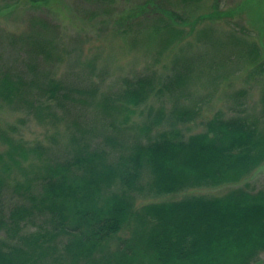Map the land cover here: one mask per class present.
<instances>
[{
	"label": "trees",
	"instance_id": "16d2710c",
	"mask_svg": "<svg viewBox=\"0 0 264 264\" xmlns=\"http://www.w3.org/2000/svg\"><path fill=\"white\" fill-rule=\"evenodd\" d=\"M1 1L7 24L0 25V110L51 134L32 142L18 124L0 122V264L257 262L264 253V184L255 189L241 182L264 164V108L250 112L247 90L236 91L232 107L217 109L201 131L185 136L180 126L203 109L199 101L180 99L202 76L194 58L177 56L165 80L154 71L138 73L114 89L97 81V59L85 56L84 41L76 39L75 50L43 11L23 15L18 0ZM13 18L22 24L8 27ZM132 24L121 31L131 46L148 41L129 34L140 32ZM153 24L150 32L160 36L154 58L161 61L183 31L167 15ZM203 32L210 36L203 27L198 40L211 43ZM246 44L254 80L259 67L264 71L262 47ZM63 63L72 71L58 77ZM157 93L172 106L149 104ZM160 126L165 129L156 131ZM225 184L232 188L223 194L138 205L150 195Z\"/></svg>",
	"mask_w": 264,
	"mask_h": 264
},
{
	"label": "rangeland",
	"instance_id": "374dc122",
	"mask_svg": "<svg viewBox=\"0 0 264 264\" xmlns=\"http://www.w3.org/2000/svg\"><path fill=\"white\" fill-rule=\"evenodd\" d=\"M175 1L172 0V4L168 0H25L26 3L24 0H18L16 4L22 7L23 15L29 8H34L35 12L39 9L48 19L61 25L60 32L65 36V42L74 40L71 48L79 49L80 45L76 44V39L84 41L85 56L97 59L99 75L97 81L105 82V86L114 89L119 86L120 79L138 73L154 71L158 78L165 80L172 71L171 62L177 59V56L183 54L194 58L196 67L203 68L202 76L200 80L198 79L197 86L191 89L192 91H187L188 93L180 99L184 102L199 101L203 109L196 121L180 126L185 136L201 131L203 122L217 109L232 107L233 95L242 88L247 90L250 112L252 110L260 112L264 108V71L259 67L256 78L252 80L250 75L255 68L252 62L253 53L246 42L258 41L262 47L261 62L264 63V0H202V3L187 0L179 4ZM3 3L0 0V7ZM110 11L112 14L108 15ZM160 15H167L170 20H174L183 31V35L177 41H173V46L168 48L161 61L160 59L156 61L154 56L157 46H160L158 41L160 36H154L150 31L152 25L161 24H153L154 19ZM26 18L27 14L23 18L24 25L27 23ZM13 19L14 27L9 25L8 27L16 28V23L22 24L21 19ZM130 23H133L131 26H136L140 32L134 30V33L129 34L146 35L149 40L131 46L129 40L131 37L128 34L122 35L121 32ZM6 24L7 21L0 18V25ZM203 27L209 30L210 36L204 32L200 36L206 41L210 38L211 43L198 40L196 32ZM112 28H115L113 32L119 37H113L112 31L110 32ZM232 35L235 38L230 39ZM3 53L6 54L5 51ZM71 68L73 66L70 67L69 63L61 64L58 77L69 74ZM110 87L105 89L108 90ZM160 96L158 93L153 95L148 103L156 108L164 104L166 107L172 106L171 100L166 97L162 99ZM141 109L145 110V113L148 112L146 106ZM18 116L19 113L7 108L0 110V122L5 125L18 124L24 128V135L32 142L38 139L46 140L51 134L50 130L35 121L23 126L18 121ZM162 129L165 127L160 126L156 131ZM61 142L65 145L63 139ZM245 183L255 189L261 188L264 184V164L241 182ZM230 187L229 184H225L160 196L150 195L140 198L138 205L172 200L191 194H223ZM254 264H264V253Z\"/></svg>",
	"mask_w": 264,
	"mask_h": 264
}]
</instances>
